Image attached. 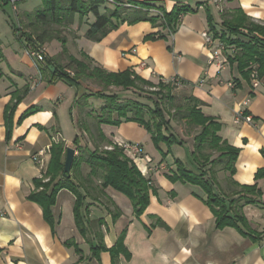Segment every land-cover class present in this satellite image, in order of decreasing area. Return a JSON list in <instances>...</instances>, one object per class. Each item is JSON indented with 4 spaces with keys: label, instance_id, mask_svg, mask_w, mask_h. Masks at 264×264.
<instances>
[{
    "label": "crops",
    "instance_id": "1",
    "mask_svg": "<svg viewBox=\"0 0 264 264\" xmlns=\"http://www.w3.org/2000/svg\"><path fill=\"white\" fill-rule=\"evenodd\" d=\"M129 1H148L168 12L179 2L193 11L181 17L173 34L155 28L151 22L124 23L100 42L88 40L86 31L74 40L76 51L71 55L81 59L80 54L84 53L95 66L110 73L132 70L154 84L179 78L194 86L189 87L190 95L203 103L201 109L206 116L222 125L221 138L240 150L235 172L226 171L227 187H223L217 176L216 194L229 204L239 198L232 192H241L242 186L257 185L262 190L256 203L241 205V208L239 205L236 209L246 220L245 225L240 224L245 234L235 227L218 229L216 217L205 203L206 194L185 188L195 185L172 182L169 176L175 169L168 160L158 166L150 164L148 168L152 170L147 176L145 164L135 162L156 190L155 194L151 193L150 204L141 216L135 214L125 195L107 190L113 200L110 204L116 210L109 207L106 197L99 202L87 198L90 208L95 210L84 215L91 221L101 220L102 224L94 227L95 233L89 230L84 236L76 226V197L63 189L52 208L53 222H49L42 207L30 201L29 196L36 190L35 180L41 179L48 168L53 144L61 140L71 147L79 138L82 145L88 144L92 150L96 146L102 149L116 140L139 143L145 148L151 136L136 122L123 121L118 127L99 126L94 112L99 113L105 101L91 97L84 108L78 102L87 92L101 89L92 82H80L75 87L72 107L75 136L69 139L62 132L60 120L58 123L53 120L57 114L55 107L61 105L66 96L57 95L58 89L52 87L29 99L26 95L15 105L17 94H22L26 88L31 92L40 81L33 78L35 81L30 86H24L12 79L0 63V264H264V88L253 90L250 72L242 71L239 63L233 61L240 48L236 54L229 55V65L218 74L217 67L208 63L202 38L204 31H211L209 13L219 32L225 30L224 18L239 9L264 26V0H229L222 5L223 12L210 0L121 2ZM151 11L159 12L155 8ZM152 12L151 16L155 15ZM88 17L90 26L95 16ZM159 32L165 38H157ZM152 35L156 38L149 39ZM58 53L51 54L50 58ZM37 65L42 66L39 71L43 79L41 70L45 65ZM43 74L49 77L46 72ZM202 80L204 83L200 86ZM23 87L26 88L21 90ZM110 90L117 94L115 87ZM31 108L37 112L24 116ZM238 112L252 116L256 125L243 121L237 124ZM105 127L116 129V133H106ZM40 151H45L42 165L33 160ZM78 153L76 150V157ZM166 166L169 172L164 170ZM160 222L166 227H161ZM121 239L125 252L113 259L110 250ZM100 245L107 250L97 257L93 249Z\"/></svg>",
    "mask_w": 264,
    "mask_h": 264
},
{
    "label": "trees",
    "instance_id": "2",
    "mask_svg": "<svg viewBox=\"0 0 264 264\" xmlns=\"http://www.w3.org/2000/svg\"><path fill=\"white\" fill-rule=\"evenodd\" d=\"M108 3L107 0H44V9L35 13L23 12L19 19V30H26L24 35L28 42L36 41L46 45L57 41L62 45V52L53 59H49L41 70L43 77L44 72L48 74V81L53 82L57 78L74 87L79 86L80 82H92L101 89L96 93L87 92L78 102L84 108L91 97L105 101V105L99 113L94 112V115L91 111L99 126L107 124L118 127L123 121L136 122L149 132L157 146L161 143L167 144L168 153H171L173 145H181V142L174 134L169 133L170 120L166 116L161 101L164 97L153 100L154 108L150 110V120H147L141 104L138 102H136L138 104L121 103L119 94L110 90L113 86L122 87L125 90H138L139 85L150 88H156L157 85L141 78L132 70L110 73L95 66L93 60L84 53L82 60L77 59L68 51L67 36L63 35L62 30L53 27L57 25L68 28L75 24L76 16L83 19L85 16L93 14L95 21L85 34V37L92 42L102 41L109 33L124 23L133 25L139 22H151L155 28L167 30L169 34H173L180 24L181 17L193 10L188 5L179 2L170 12L148 1H129L128 4L132 7L121 2L119 6H115L114 10L106 6ZM102 8H104V12H101ZM153 8L157 9L161 15L151 16L150 10ZM209 25L217 38L240 48L233 61L239 63V68L242 71L246 70L249 74L251 63H257L260 66L261 75L264 76L263 25L252 21L240 9L224 18L222 23L224 31L216 30L214 19L210 13ZM156 35L157 38H165L162 32ZM156 35L150 36L149 39H155ZM74 37L75 39L79 38L78 35ZM49 66H53L56 71L49 70ZM181 82L186 87H194L183 80ZM159 86L173 91L177 85L170 82L160 83ZM28 91L29 88H26L22 94H17L15 105L24 99ZM151 94L162 95L161 92ZM202 105L203 103L198 98L189 95L187 104L177 107L180 109L178 120L184 121L188 127L199 130L194 138L192 152V158L199 173L191 171L183 161L178 159L175 161L176 169L169 179L174 183L181 182L201 187L207 196L205 203L216 217L217 228L235 227L245 234L240 224L245 225L246 220L237 212V208L239 205L241 208V205L256 203V200L262 196V190L257 185L242 186L241 192H232L239 195V198L232 200L229 204L213 191L215 183L218 184L216 167L222 166L224 170L233 174L240 150L230 146L221 138L219 133L222 125L214 118L206 116L201 109ZM36 112L35 108H31L24 116ZM110 145L112 142H108L104 149ZM71 147L79 152L72 167L75 178L66 179L63 174L64 156L67 149L65 142L55 143L51 147V160L44 174L49 178V181L45 183L41 179H36V190L29 196L30 201L42 207L44 216L49 222H53L52 208L56 204L59 192L63 189L70 191L76 197L74 206L76 226L84 236L89 230L95 233L94 227L102 224L101 220L91 221L84 215V211L87 212L91 206L87 202V198L99 202L106 197L107 202L113 203L106 193L107 190H112L125 195L131 201L137 216H141L146 211L150 204L151 193L155 194L156 190L151 186V180L142 175L134 161L128 158L122 150L117 147L112 150H104L98 146L92 150L88 144L82 145L79 138L73 141ZM214 153L218 154L216 158H213ZM84 164L89 168L86 175L82 174ZM260 173L257 174V179L260 177ZM231 212H235V214L231 216ZM159 225L166 227L163 222H160ZM106 250L105 246L100 245L93 249V255L98 257L102 251ZM110 251L113 259L116 258V255L124 253L122 239ZM77 252H79L78 249Z\"/></svg>",
    "mask_w": 264,
    "mask_h": 264
},
{
    "label": "rangeland",
    "instance_id": "3",
    "mask_svg": "<svg viewBox=\"0 0 264 264\" xmlns=\"http://www.w3.org/2000/svg\"><path fill=\"white\" fill-rule=\"evenodd\" d=\"M121 1L123 0H114V3H108L106 6L114 10L116 8L115 6H119V3H121ZM225 1L228 2L229 0ZM225 1L222 3V5L226 4ZM128 3L129 2H125L124 4L127 5ZM192 3L195 5V1H192ZM44 7V0H25L19 5V10L16 12L13 11L12 7H10L9 5H0V63L5 67V69H7L6 72L10 74V77L12 79H14L15 81H20V84L24 86L26 84L27 86H30V84L35 81L33 80V78H36L40 81V84L37 88H35L31 92L28 91V99L33 97L34 95L43 93L52 87L58 89L56 92L57 95L64 94L66 96V99L62 102L61 105H58L57 107L53 105V107H55V109L57 110V114H54L53 120L54 123H58V121L60 120V127L64 135L69 139H73L75 136V132L72 120V107L74 106L76 99V88L74 86H70L62 80H58L57 78H55L53 82L48 81L47 77H43V79H41L39 69H41L42 66L37 65L39 63H37L33 58H31L26 51L29 45L28 43H30L24 35V32L26 30H19V19L23 12L35 13L38 10L44 9ZM102 12H104V8H102ZM153 14L160 15L159 13ZM91 16L94 15L91 14ZM89 21L90 19L88 16H85L83 19L77 16L75 24L71 27L63 28L54 25L53 28L62 30L63 35L67 36V48L70 54H73L76 51L74 47V36L85 33L88 30ZM55 42L56 44L52 45L46 44L49 49V59L54 58H50L51 54H56L57 52H59L58 54H60L62 52V45L57 41ZM80 56L82 60V54H80ZM11 73H13L14 75H11ZM71 75L73 76V74ZM5 78H7V76H5ZM160 83L163 84V82L156 83V88H150L139 85L138 90H125L122 87H113H115L114 91L119 94V101L121 103L141 104V106H143L142 111H144L147 120H150L151 118L150 110L154 108L153 100L164 97V99H162L161 101L163 102V109L166 113V116L170 120L169 133L174 134L177 139L181 142V145H173L171 153H168L167 144L161 143L159 146H157L153 142V140L150 139L145 143L146 147L144 148V153H146L152 158L151 164H153L154 166H158V164L162 163L164 160H168L169 163L173 164V168L176 169L175 161L179 159L183 161L191 171L198 173L196 165L192 158V150H194V138L198 134L199 130L196 128L188 127L184 121L178 120L180 117L178 113L180 109H177V107L185 106L187 104V98L190 95V88L182 85H177L172 91L163 88L162 86H159ZM26 87H23L21 90H24V88ZM159 92H161L162 95L151 94ZM105 131L109 134L112 132L116 133V129H109L108 127H105ZM59 142L62 141L60 140L58 141V143ZM217 156L218 154L214 153L213 158H216ZM167 169L168 166H166L164 170L166 172H169ZM88 171L89 168L84 164L82 168V174L86 175ZM216 171L218 179L223 184V187H227V181L225 179V176L227 174L226 170H224L222 166H217ZM41 181L46 183L49 181V178L43 175ZM185 188L186 190H193L194 192L196 190L197 193L204 194V191H202V189L199 187L186 185ZM213 191L217 193L218 190L214 187ZM106 203L109 205L110 208L112 207V210H116L115 207L111 206L110 202ZM90 210L95 209H91L89 207L88 211L84 212L87 214L90 213Z\"/></svg>",
    "mask_w": 264,
    "mask_h": 264
},
{
    "label": "built area",
    "instance_id": "4",
    "mask_svg": "<svg viewBox=\"0 0 264 264\" xmlns=\"http://www.w3.org/2000/svg\"><path fill=\"white\" fill-rule=\"evenodd\" d=\"M25 0H0V5H9L12 7L13 11L19 10V5ZM109 3H114V0H107ZM225 0H210L212 4H214L220 12H223L222 3ZM226 2V1H225ZM126 6L132 7V5L127 4ZM146 11V10H145ZM152 11L150 10V13ZM160 14V12H157ZM161 15V14H160ZM202 38L204 39V48L207 52L208 63L211 66H216L218 69V74L222 72L229 65V55L236 54L239 50L237 45H230L227 42L217 38L210 30H206L202 33ZM243 41H246L243 39ZM28 47L26 49L27 53L31 58H33L37 63L46 65L49 60V51L45 44L39 42H30L28 43ZM250 79L253 90H258L259 88H264V77L260 73V66L257 63H251L250 68ZM172 83L175 85H182L181 79L174 78ZM204 80L200 82V86H202ZM246 104V103H245ZM241 121L256 125L254 118L250 115H246L243 112H238L236 116L235 122L238 124ZM119 148L122 150L126 156L132 159L135 162L141 161L146 166L145 175L147 176L152 169H149L148 166L152 163V158L144 153L143 145L139 143H132L126 141H114L112 145L106 147L107 150H112L113 148ZM45 151H40L35 156H33L34 162L42 165L43 157ZM154 170V169H153Z\"/></svg>",
    "mask_w": 264,
    "mask_h": 264
},
{
    "label": "water",
    "instance_id": "5",
    "mask_svg": "<svg viewBox=\"0 0 264 264\" xmlns=\"http://www.w3.org/2000/svg\"><path fill=\"white\" fill-rule=\"evenodd\" d=\"M49 70L55 72V68L53 66H49ZM76 158V150L72 147H67L65 153V161H64V177L66 179H70L72 175V167Z\"/></svg>",
    "mask_w": 264,
    "mask_h": 264
}]
</instances>
